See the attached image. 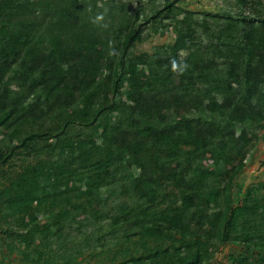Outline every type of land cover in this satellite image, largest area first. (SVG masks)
Here are the masks:
<instances>
[{
  "label": "rangeland",
  "instance_id": "obj_1",
  "mask_svg": "<svg viewBox=\"0 0 264 264\" xmlns=\"http://www.w3.org/2000/svg\"><path fill=\"white\" fill-rule=\"evenodd\" d=\"M23 1L0 0V33L17 27ZM84 1L91 22L101 30L110 29L118 47L133 22L138 39L125 55L109 56L87 92L90 99L74 109L38 103L39 93L13 82L16 93L25 91L29 96L24 106L34 109L18 126L0 123V264H149L152 253L174 251L186 241H196V249H201L199 264H264L260 248L218 240L210 225H186L179 234L167 229L156 234L153 225L162 226L168 214H178L170 211L181 207L175 191L168 186L154 202L138 200L134 179L142 170L127 168L125 155L104 139L112 126L127 124L124 104L130 103L137 81H145L149 91L219 90L228 85L225 63L238 56L235 48L246 30L245 17L255 26L260 22L249 16L250 4L262 7L264 0ZM30 3L37 6L39 0ZM167 69H172L169 77ZM84 103L90 104L87 109ZM110 105L113 109L98 114ZM247 131L248 144L225 150L220 162L211 154L205 159L214 212L242 205L248 194L250 203H264V121L249 125ZM31 134L34 140L22 145ZM172 146L185 151L193 147L180 139ZM100 171L109 173L110 183L88 193L92 175ZM17 183L24 191H33L34 200L28 205L10 202ZM193 205L189 203L187 213ZM61 209L69 211L75 223L56 238L55 214ZM178 225L183 227L179 221Z\"/></svg>",
  "mask_w": 264,
  "mask_h": 264
},
{
  "label": "trees",
  "instance_id": "obj_2",
  "mask_svg": "<svg viewBox=\"0 0 264 264\" xmlns=\"http://www.w3.org/2000/svg\"><path fill=\"white\" fill-rule=\"evenodd\" d=\"M84 2L39 0L33 6L30 0H25L17 27L1 31L0 123L18 126L28 120L34 109L24 106L29 96L25 91L16 93L13 82L39 93L38 103L43 101L46 106L64 111L74 109L90 99L87 92L97 83L109 56L125 55L138 39L133 22L123 32L125 40L118 47L110 38V29L101 30L91 22L84 11ZM249 8V16L260 22L255 26L254 21L245 17L246 30L235 48L238 56L225 63L228 85L219 90L170 87L149 91L145 81H137L130 91V103L124 104L128 110L127 124L112 126L104 139L125 155L127 168L142 170L134 179L138 200L154 202L159 191L168 186L175 191L181 207L170 211L178 213V217L168 214L162 226L153 225L151 230L156 234H164L165 229L179 234L186 225L199 228L210 225L218 240L233 239L264 252V203H250L248 194L242 205L227 212H214L210 207L213 196L207 190L210 173L204 166L208 154L220 162L225 150L248 144L247 127L264 121V5L257 7L252 3ZM171 70L167 69V77ZM89 105L84 103L86 109ZM108 108L113 109V105L101 107L98 114ZM34 137L28 135L22 145ZM178 139L193 147L185 151L172 146ZM241 167L242 162L235 173ZM109 178L107 171L94 173L88 193L107 186ZM14 186L19 187L10 201L12 205H28L34 200L33 191H24L19 183ZM190 202L194 203L193 209L187 213ZM256 216L261 220L253 219ZM55 217L58 228L54 237L59 238L75 219L66 209ZM22 239L27 241L24 236ZM196 246V241H186L174 251L152 253L148 256L149 264H199L201 249Z\"/></svg>",
  "mask_w": 264,
  "mask_h": 264
}]
</instances>
